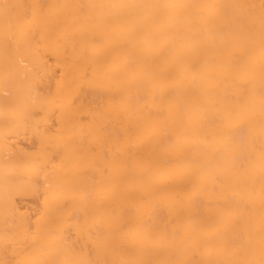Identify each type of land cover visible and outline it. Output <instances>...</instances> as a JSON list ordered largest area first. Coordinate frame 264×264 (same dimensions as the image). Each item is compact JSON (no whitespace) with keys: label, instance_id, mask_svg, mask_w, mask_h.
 I'll use <instances>...</instances> for the list:
<instances>
[{"label":"bare ground","instance_id":"obj_1","mask_svg":"<svg viewBox=\"0 0 264 264\" xmlns=\"http://www.w3.org/2000/svg\"><path fill=\"white\" fill-rule=\"evenodd\" d=\"M0 264H264V0H0Z\"/></svg>","mask_w":264,"mask_h":264}]
</instances>
